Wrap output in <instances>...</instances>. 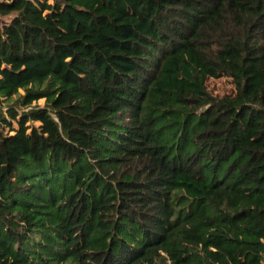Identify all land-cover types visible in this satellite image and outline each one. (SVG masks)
Segmentation results:
<instances>
[{
	"label": "trees",
	"instance_id": "1",
	"mask_svg": "<svg viewBox=\"0 0 264 264\" xmlns=\"http://www.w3.org/2000/svg\"><path fill=\"white\" fill-rule=\"evenodd\" d=\"M0 264H264V0H0Z\"/></svg>",
	"mask_w": 264,
	"mask_h": 264
},
{
	"label": "rangeland",
	"instance_id": "2",
	"mask_svg": "<svg viewBox=\"0 0 264 264\" xmlns=\"http://www.w3.org/2000/svg\"><path fill=\"white\" fill-rule=\"evenodd\" d=\"M209 91L215 96H222L233 92L234 88L227 78L209 79L206 82ZM15 128L16 125L13 124Z\"/></svg>",
	"mask_w": 264,
	"mask_h": 264
}]
</instances>
